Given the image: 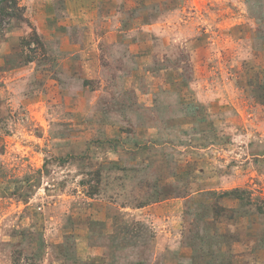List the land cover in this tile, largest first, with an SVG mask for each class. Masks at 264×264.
<instances>
[{"label": "rangeland", "instance_id": "rangeland-1", "mask_svg": "<svg viewBox=\"0 0 264 264\" xmlns=\"http://www.w3.org/2000/svg\"><path fill=\"white\" fill-rule=\"evenodd\" d=\"M20 5L0 264H264V0Z\"/></svg>", "mask_w": 264, "mask_h": 264}, {"label": "trees", "instance_id": "trees-1", "mask_svg": "<svg viewBox=\"0 0 264 264\" xmlns=\"http://www.w3.org/2000/svg\"><path fill=\"white\" fill-rule=\"evenodd\" d=\"M21 0H0V35L13 25L26 22Z\"/></svg>", "mask_w": 264, "mask_h": 264}]
</instances>
